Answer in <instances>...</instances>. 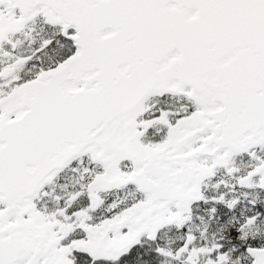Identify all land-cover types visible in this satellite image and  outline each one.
Wrapping results in <instances>:
<instances>
[{
	"label": "snow or ice",
	"instance_id": "snow-or-ice-1",
	"mask_svg": "<svg viewBox=\"0 0 264 264\" xmlns=\"http://www.w3.org/2000/svg\"><path fill=\"white\" fill-rule=\"evenodd\" d=\"M0 264H264V0H0Z\"/></svg>",
	"mask_w": 264,
	"mask_h": 264
}]
</instances>
